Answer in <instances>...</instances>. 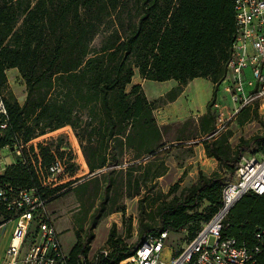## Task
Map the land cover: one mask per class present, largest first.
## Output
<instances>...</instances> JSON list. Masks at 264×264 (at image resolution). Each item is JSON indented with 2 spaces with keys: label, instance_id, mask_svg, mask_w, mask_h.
I'll return each mask as SVG.
<instances>
[{
  "label": "trees",
  "instance_id": "1",
  "mask_svg": "<svg viewBox=\"0 0 264 264\" xmlns=\"http://www.w3.org/2000/svg\"><path fill=\"white\" fill-rule=\"evenodd\" d=\"M234 15L232 0H0V89L8 117L0 132V150L69 127L96 187L102 185L85 231L73 229L77 241L68 264L87 260L100 220L122 212L117 207L120 195L138 197V236L133 245H122L113 223L106 264L128 259L148 235L168 231L191 240L217 212L222 188L241 157L264 154V120L257 102L242 108L235 122L243 127L257 121L260 134L240 137L232 147V132L215 128L212 108L227 77ZM9 70L23 81L22 103L7 91ZM136 74L145 81L173 80L177 87L149 101L141 85H132ZM198 78L213 86L206 111L198 118V137H205L199 143L218 169L208 176L199 169L190 186L174 183L163 193L158 184L168 172V149L165 128L154 111L161 103L176 101ZM54 142L38 145L37 154L33 146L26 153L23 149L19 161L5 168L0 184L35 189L48 204L60 187L42 188L35 167L40 163L45 168L55 157L64 161L62 147ZM72 164H67L70 174ZM203 203L208 207L199 211ZM146 208L153 212L147 222ZM228 215L223 238L253 246L259 228L262 248L251 264H264V194L245 195ZM9 218L4 215L5 221Z\"/></svg>",
  "mask_w": 264,
  "mask_h": 264
},
{
  "label": "built area",
  "instance_id": "2",
  "mask_svg": "<svg viewBox=\"0 0 264 264\" xmlns=\"http://www.w3.org/2000/svg\"><path fill=\"white\" fill-rule=\"evenodd\" d=\"M232 3L235 14L234 46L223 82L234 107L231 118L255 100L264 98V0H232ZM5 97L0 89V132L6 129L8 122ZM218 113V121L221 122L223 113L219 110ZM28 144L14 145L11 153L20 157L24 147L26 150L31 147ZM4 148L9 150L10 146ZM33 149L37 154L35 146ZM8 159L0 155V177L11 165ZM35 172L42 188L58 187L63 184L61 177L70 176L67 164L57 157L45 168L38 163ZM249 193L264 194V154L241 157L235 174L222 188L217 212L202 224L191 240L184 241L178 249L170 250L168 231L157 237L148 235L134 254L119 264H251L262 248L259 228L255 234L257 244L253 246L247 243L240 245L233 238H223L229 212ZM46 204L47 200L42 199L35 189H12L0 184V230L6 223H16L0 264H68V254L63 251L58 233L46 216ZM7 214L10 218L5 221L4 215ZM110 254L111 250L104 247L91 259H81L77 264H106ZM164 254L170 255V258L162 259Z\"/></svg>",
  "mask_w": 264,
  "mask_h": 264
},
{
  "label": "rangeland",
  "instance_id": "3",
  "mask_svg": "<svg viewBox=\"0 0 264 264\" xmlns=\"http://www.w3.org/2000/svg\"><path fill=\"white\" fill-rule=\"evenodd\" d=\"M141 85L144 88V93L149 101L160 99L169 91L176 89L177 83L173 80L166 82L145 81L137 74L132 80V85ZM189 84V83H188ZM187 84V85H188ZM130 86L128 91H130ZM186 88V89H185ZM224 86L218 89L216 104L212 108V113L215 117V128L218 132L231 131L232 137L229 140L233 147L240 137L248 139L254 135L260 134L262 129L257 121L247 123L243 127H239L235 122V117L231 118L233 113V105L231 104L228 94L224 90ZM180 101L172 103H161L160 107L154 111L157 122L161 127L165 128V140L167 141L168 152L166 154L165 163L168 167L167 176L161 179L163 186L171 185L172 183H180L182 185H189L197 178V172L200 169L205 175L211 173L213 162L208 161L204 156L199 157V150L193 149L199 146V141L205 137H198V118L206 111V106L212 97V86L207 79H194L190 82L188 87H184ZM7 91L16 99L18 103H22L25 98V87L19 74L15 70L7 72ZM259 117L264 120V98L257 99L251 104L255 103ZM250 105V104H249ZM218 110L223 113L221 122L218 121ZM74 132L69 127L59 129L54 132L47 133L31 142L29 146L50 144L57 140L59 146L64 151L65 163H73L71 167L70 176L60 180L61 184L58 191L49 199L46 204V216L53 220L54 223L67 224V227L58 229L59 240L63 251L69 254L75 240L73 229L79 232L85 231L90 214L94 211L97 201L101 196V187H96L93 174L91 175L84 158L78 141L76 140ZM43 143V144H41ZM55 143V142H54ZM191 147H187L190 146ZM26 153V148L24 147ZM38 153V151H36ZM24 154L23 152L21 155ZM2 157L9 158V163L13 164L19 161V157L13 155L8 149L4 148L0 151ZM190 157H193L195 162L192 166H188ZM70 159H73L71 162ZM35 162V159H31ZM185 166L186 168H184ZM194 166V168H193ZM126 164L121 168H126ZM120 167L116 168L118 170ZM184 168V169H183ZM234 178L230 181H233ZM167 182V183H166ZM167 184V185H166ZM83 187V188H82ZM159 187V184H158ZM82 188V189H81ZM161 190V188L159 187ZM117 207L122 212L119 214H110L112 218H102L94 229V240L90 244V250L87 258L91 259L102 248L106 247L108 232L111 224L116 225V238L122 240V245L131 246L136 242L139 230V215H138V197L133 199H126L124 196H118ZM137 199V200H136ZM137 201V202H136ZM208 207V204L203 203L199 211ZM150 208L145 209L144 221L149 220L151 215ZM115 221V222H114ZM70 223V226H69ZM16 223L9 222L0 230V260L3 258V253L8 247L14 225ZM57 224L55 223V226ZM72 225V226H71ZM54 227V226H53ZM129 227V232L127 228ZM57 232V231H56ZM128 233V236L127 234ZM82 234V233H81ZM186 240V234H169L167 244L170 245V250L178 249ZM210 239L209 243L212 244ZM168 245V246H169ZM169 254V253H168ZM164 254L162 259L167 260L170 255Z\"/></svg>",
  "mask_w": 264,
  "mask_h": 264
},
{
  "label": "crops",
  "instance_id": "4",
  "mask_svg": "<svg viewBox=\"0 0 264 264\" xmlns=\"http://www.w3.org/2000/svg\"><path fill=\"white\" fill-rule=\"evenodd\" d=\"M10 71V70H9ZM189 84H190V82H189ZM188 84V85H189ZM211 84V83H210ZM188 85H187V87H188ZM211 86H212V84H211ZM222 86H224L223 84H221L219 87H218V89H220ZM213 87V86H212ZM186 89V88H185ZM184 92H185V90L181 93V95L177 98V100L175 101V102H179L180 101V99H181V97H182V95L184 94ZM187 147H191V145L190 146H187ZM193 149H198L199 150V157L200 156H204V158L206 159V160H208V161H211V162H213V168L214 169H212V171H211V173H213V172H216L217 171V162L216 161H214L213 159H209V158H206V156H205V154H204V150H203V147H202V145L200 144L199 146H196V147H194ZM189 159V163H188V166H192V164H194V162H195V164L194 165H196V163H197V161H193V157H190V158H188ZM8 162H11V161H8ZM184 168H186L185 166H183ZM183 168V169H184ZM193 168H194V166H193ZM211 173H209V174H207V176L208 175H210ZM167 176V174L164 176V177H166ZM164 177H162V178H164ZM161 178V179H162ZM161 179H159V187L161 188V190H162V192L163 193H166L168 190H169V188L174 184V183H172L171 185H167V186H163L162 185V181H161ZM167 183V182H166ZM193 183V182H192ZM191 183V184H192ZM191 184H189V185H182L181 187H188V186H190ZM137 200V199H136ZM137 202V201H136ZM114 214H119V212H114ZM109 217V219H111L112 217L111 216H107L106 217V219ZM51 222H52V224H53V226H54V228H55V230L57 231V233H59V231H58V229H60V228H62V227H67V224L66 223H63V225L61 226L60 225V228H58V225L60 224V223H58V222H55L57 225L55 226V223H54V221L53 220H51ZM115 222V221H114ZM112 225V224H111ZM69 226H70V223H69ZM72 226V225H71Z\"/></svg>",
  "mask_w": 264,
  "mask_h": 264
},
{
  "label": "water",
  "instance_id": "5",
  "mask_svg": "<svg viewBox=\"0 0 264 264\" xmlns=\"http://www.w3.org/2000/svg\"><path fill=\"white\" fill-rule=\"evenodd\" d=\"M9 150H10V152H13L14 149H13V147H10Z\"/></svg>",
  "mask_w": 264,
  "mask_h": 264
}]
</instances>
